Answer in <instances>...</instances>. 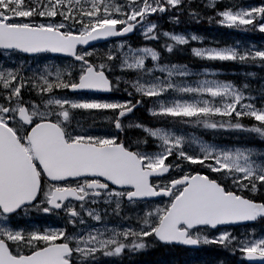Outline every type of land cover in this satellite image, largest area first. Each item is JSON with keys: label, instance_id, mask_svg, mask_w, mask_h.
<instances>
[{"label": "rangeland", "instance_id": "374dc122", "mask_svg": "<svg viewBox=\"0 0 264 264\" xmlns=\"http://www.w3.org/2000/svg\"><path fill=\"white\" fill-rule=\"evenodd\" d=\"M84 1L86 0H73V3H76L74 5L70 3V0H62L64 5L66 7L70 5L71 9H79L78 5ZM99 1L101 2L99 3L98 0H92L93 5L90 6L91 13L83 16L85 21L89 24L88 32L106 23H117L123 26L135 22L145 13L160 10L164 7L166 8L164 16H157H161L163 18L162 22L166 21L168 25L159 32V36L177 46L188 47L187 45H191L188 47L189 50L186 55L204 61V64H200L202 67H197L198 69H196L188 65L186 66L185 64L166 62L168 60L164 57L163 51L156 49L153 46L151 47V45L145 46L149 44L135 43L138 39L146 41V39L150 40L155 36L154 33L160 23L158 20L159 17L156 18L157 16H155L150 19L147 18L145 24L138 30L137 36L134 40L130 39L127 41L111 42L94 48V62L96 56L103 59L106 50L109 48H111L112 52L116 51L119 53L117 45L121 42H124L126 47L130 45L134 49H139L143 46L151 48L152 51L158 53V59L156 60L149 58L148 53H137V55L144 56L147 62L145 65H140L134 70H121L120 59L118 65H116L115 62L111 63L110 75H112L119 84L124 85L122 86L124 89L118 88L117 90L122 93L121 96H112V98L120 101H130L131 103L127 105L113 103H82L84 101L94 102L102 97L71 95L63 90L58 93L52 91L50 96H41L25 89L23 93L25 99L36 102L35 105L28 108L30 114L33 110L37 111V115L33 117V119L38 121L51 117L50 120L58 123L65 130L67 135H70L74 140H78L75 139V137L117 135L113 127V123L116 119V110L120 111L121 109L133 106L137 103V99L144 100V103L142 104L143 110L141 111L148 113L151 116H165L172 120L178 119V117L186 119L188 109L185 108V103L189 105L198 104L200 106L199 110L193 111L195 115L200 116V119H190L192 120L190 121L192 124L186 128L183 126L177 128L176 125L153 128V126L142 123L141 116H132L122 123L124 139L128 141L130 147L134 146L138 149L140 157L144 160L146 167L156 168L169 162L174 169L172 175L174 177L201 173L213 180L222 182L223 186L228 191L237 192L239 195L243 194L244 191H241L242 188L247 187L250 183H255L254 178L248 177L242 171L247 165V161H225L223 154L225 152H231L234 155L237 149H251L252 151L249 153V156L253 166L259 165L256 169L257 173L264 172V139L256 134L249 135L248 132L214 131L207 127L206 124H216L217 127H219L220 117L215 116L213 109L208 107L205 102L211 97H218L219 99L215 101V104L219 107L233 101L235 96L221 93L213 88H207L206 94H200L201 82L204 80L231 82L235 92L240 94L241 99L245 96L252 95L256 97V100L253 101V103L264 104V92H262V89H264V76L261 74L258 78L256 69L251 66L252 63L260 65V61L253 59H245L241 61L239 58L233 59L232 57H229L226 60H221L218 57H212L211 59L201 57L204 49L231 48L238 49L242 53L245 50L252 52L254 46L255 49L264 50V40L257 41L251 38H241L236 40L233 38H227L224 35H221V37L218 29L210 32V30L218 24L217 21L221 19V17L217 15L218 11H214L218 4H220L219 11L225 12V24H227L228 21H231L232 24L237 26L248 25L251 23L252 17L259 14V10L256 6L261 4L256 2V0H222V2H219V0H207L203 3L207 16L201 15V19L195 18L196 24H194L192 19L189 18V15L191 13L192 3L195 0H161L162 3H160L159 0H127V14H125V9L110 5L111 3L109 0ZM31 2L33 4H38L39 0H31ZM53 2L55 3V0H53ZM262 2V4H264V0H262ZM214 3L215 7H213ZM100 5H104V7L102 8ZM26 7L27 5L24 0H0V8L8 12L9 18L13 16L26 17L28 15L25 12ZM249 8L253 9V11H239ZM9 9L11 10L9 11ZM233 13L238 14L234 15ZM105 16H108L109 18L103 19ZM112 16H117V19H112ZM98 17L101 19H99L97 23L91 22L93 18ZM210 17L212 18L211 20L209 19ZM35 18L36 17H33V19ZM68 23L70 26L77 28L80 27L78 23L73 24L71 20H69ZM173 24H175L176 27H174ZM180 24H183L184 27H179ZM149 26H154V31H147ZM177 37L179 39H176ZM204 41L206 42L204 43ZM194 49L199 51L194 52ZM86 52L87 51H85V53ZM47 56L48 57L46 58L26 57L19 54L17 51L8 52L7 55H5L3 51H0V64L22 68V73L25 76H32L34 73H44L45 68L48 69V73L53 75L59 72L63 79L54 81L51 85L52 89L57 88L63 83H71V78L75 77L79 72V65H76L67 59H58L49 54H47ZM213 62H243L244 64L240 65L242 68L238 71L231 70L227 72L225 70L223 72L222 70L217 69L215 65L212 64ZM125 67L127 66L125 65ZM153 69L165 70L159 71ZM121 71H129L134 75L133 77H128L126 80L125 77L120 74ZM149 72H151V75L148 74ZM229 75L234 76V79L231 80ZM157 79H159L160 83L171 86L172 90L168 91L166 95L162 97L153 95L152 99H148L143 95L140 97L137 96L135 89L132 87L134 82L139 81L147 83L150 81H156ZM36 86L37 88L43 86L46 93L50 91V89L42 83ZM57 97L61 100L75 101V110H73L71 104H68L67 107L64 105L56 106ZM13 100L15 101V105L13 107V116L11 118L14 120V123L11 128L17 135H25L27 127H25L16 117L21 108L19 99L17 96H13ZM161 101H163L168 108V114H150L151 112L159 111V104ZM178 102L180 106L175 107ZM108 109L113 110L110 111ZM245 110L247 111V109ZM41 112L45 114L44 118L39 115ZM57 114L60 115V120L56 119ZM0 116H2V113H0ZM223 119L224 123L228 125L227 118L225 117ZM0 122L5 123V120L0 119ZM235 123L236 120L233 119L231 124L234 125ZM245 124L249 125V121L246 120ZM156 128L165 129L172 134L171 138L165 142L159 138L152 137L147 129ZM226 136L230 139H225ZM177 137H182V139L178 140ZM79 141L104 144L99 141ZM204 146H208L209 149H215L216 151H205L203 150ZM234 181L237 182L234 183ZM164 182L168 183V179ZM78 190L82 192L85 189L81 186ZM247 191L253 194L258 193L253 189ZM179 192L180 190H177V194ZM127 193H129L127 190L115 189V191L110 190L104 193L101 197H91L88 202L83 204L69 203L62 211H54L53 216L49 218L40 215V213L38 215L33 208H27L26 210H21L19 216H14L13 218H10L9 221L0 220V225H3L4 227L11 226L13 228H28L32 226L40 228L49 226L67 227L73 238L85 237V241H87L85 234L88 233L90 229H101L108 233L110 240H116L118 238V246L128 248L129 252L133 251V253H135L134 250H136L137 247L132 250L130 242L135 241L137 243L136 245L144 243L142 233L147 231L153 233L155 231L161 218L165 216L169 204L164 200L156 203L126 201L125 196ZM260 195H262V193H260ZM94 199H99L100 201L107 200L109 202L92 204L91 201ZM81 205H83V207H81ZM70 208H75L76 211L81 214L80 218L77 219L75 228L69 223V218L64 215V211ZM92 209L99 210L100 215L103 217V223L97 224L92 218L83 214L84 211ZM36 216L37 218L34 219ZM81 219L83 220V223L80 222ZM110 229L114 231H108ZM213 234L214 233H210L206 230H196L194 232V237L203 241L205 238H211ZM242 234L245 235L246 232H243ZM262 234H264L263 231ZM150 236L152 235H149L148 237ZM129 238L130 242L126 243V240ZM106 246L111 247V245ZM155 247L156 245H153L150 240H147V245L139 250H146L148 255L152 257L166 256V252H170L180 257L188 256L182 249L175 252L171 249H164L156 252ZM214 254H212L210 248H206L203 254V263L225 264L226 258L220 256V258L217 259V254L215 252ZM178 256L172 258H179ZM210 257H213V259L211 260ZM116 258L118 257L113 255L109 257L102 256L103 261L100 263L114 264L112 263L113 261L110 262L109 260ZM121 259L122 258L119 256L116 264H119V260ZM85 264L94 263H86L85 261ZM190 264L196 263L191 262Z\"/></svg>", "mask_w": 264, "mask_h": 264}, {"label": "snow or ice", "instance_id": "6c2138e0", "mask_svg": "<svg viewBox=\"0 0 264 264\" xmlns=\"http://www.w3.org/2000/svg\"><path fill=\"white\" fill-rule=\"evenodd\" d=\"M27 7L25 12L28 14L26 17H8V12L0 8V24L10 26L14 29H29L30 31H9L6 33L8 40L0 43V51H3L7 55L9 50H16L25 56H34L37 58H46L47 55L42 54H56L55 58H71L79 64V72L75 77L71 78V83L60 84L57 88L52 89L51 85L54 81L62 80L63 77L59 72L56 74L48 73V69L45 68V72L41 74H33L32 76H25L22 73V68L5 66L0 64V119L7 121V126L12 127L14 120L13 107L15 101L13 96H17L21 107L29 108L36 104L33 100H26L24 96L25 89L31 92H35L41 96H50L51 92H59L61 90L65 92H71L77 96H98L102 97L97 101H84L82 103H113L127 105L130 101H120L111 97L113 81L108 73L111 71V63L118 58L121 61V70H134L140 65L146 64V59L142 55L137 53H148L149 58L158 59V53L152 51L151 48L141 47L134 49L130 45L125 46L124 42L117 45L119 51V57L117 53L112 52L111 48L106 50L103 59L99 56L93 60V54L95 49L90 45L99 40H109L117 36H128L136 31V28L118 26L115 29L105 30L93 35H85L89 31V24L83 16L77 19L75 10L71 9V6H65L62 0H39L38 4H33L31 0H24ZM222 2V0H219ZM86 6V5H85ZM102 8L104 5L101 6ZM125 14H127V5L123 6ZM215 7V3L213 4ZM259 10V14L252 17V27L255 31L264 34V4L256 6ZM39 9V10H37ZM11 9H9L10 11ZM239 11L252 12L253 9H242ZM237 15L238 13H233ZM154 15V13H153ZM217 15L221 17L217 21L220 26L228 27H242L247 28L246 25H234L231 21L225 24L224 11H218ZM33 17H36L33 19ZM109 18L108 16L103 19ZM112 19H117V16H112ZM101 18H93L92 23H97ZM212 19L211 17L209 18ZM71 20L73 24H79L80 27L70 26L68 21ZM147 31H154V26H149ZM73 36H80L81 39L75 42V51H71L73 42L68 38ZM158 39V37H155ZM176 39H179L178 37ZM202 43V41H201ZM85 48L87 52H81L80 49ZM64 49H69L65 51ZM92 49V50H90ZM170 50V49H169ZM194 52L199 51L194 49ZM85 56L88 58L85 59ZM212 57H218L221 60H226L229 57L233 59L239 58L241 61L245 59L259 60L260 65L264 66V50L255 49L253 51L240 52L238 49L223 48V49H204L202 57L205 59H211ZM125 65L127 67H125ZM167 67V66H166ZM164 71L165 69H153ZM103 73V82L100 83V78L97 77V73ZM47 74V75H46ZM151 75V72L148 73ZM254 75V74H253ZM89 81H95L90 83ZM83 82V83H82ZM43 84L47 86L50 91L45 92L43 86L37 88L36 85ZM132 87L135 89L138 97L146 96L148 99H152L153 95L164 96L172 88L169 85H164L156 81L134 82ZM207 88H213L221 93L228 95H234L235 99L230 103L217 107L215 101L218 97H211L206 101V105L213 109L215 116L220 117L219 127L216 124H206L207 127L214 131H239L254 133L260 138L264 139V104H255V96L248 95L243 99L240 98V94L235 92L231 82L226 81H210L204 80L201 82L200 94H206ZM264 92V89H262ZM144 103L143 99H139L138 103L134 107L129 109V113H133L139 110L140 105ZM68 104L73 106V110L76 108V102L70 100H61L56 98V106ZM179 102L175 107H179ZM185 108L188 109V115L186 119L199 120L200 116L195 115L193 110H199V105H189L185 103ZM247 109V111L245 110ZM95 110V109H93ZM113 110V109H108ZM152 115H166L168 114V108L163 101L159 104L158 112H151ZM37 111L33 110L29 116V119L35 117ZM44 118V113H39ZM117 117L123 116L119 110H116ZM227 118L228 125L224 123L223 118ZM50 120L51 117H48ZM57 120H60V115L57 114ZM235 119L237 123L231 124V121ZM243 120H248L249 125L242 123ZM38 121L33 120L31 127H35ZM117 135H105V136H77L78 140H90L99 141L102 143H118L119 142V120L114 122ZM152 137L159 138L167 142L171 135L165 129H147ZM255 138V137H254ZM178 140L182 137H177ZM205 151H216L215 149H209L208 146H204ZM251 149H237L233 155L231 152H225L224 159L228 160H244L247 161V165L242 171L248 176L255 179V183H250L247 187L242 188L241 191H247L253 189L257 192L264 191V172L257 173L256 169L259 165L253 166L249 153ZM36 171L39 173V187L34 193L25 191L20 194H15L8 198L3 204H0V220L9 221L14 216H19L21 210H26L28 207L33 208L45 217H52L53 212H59L66 208L65 203L60 201L65 200V196L60 193L57 188V181L51 179L43 169V166L39 161H34ZM238 166V165H237ZM71 179V178H70ZM102 184L103 178H101ZM237 181H234L236 183ZM111 185V182H108ZM111 190L115 191V185H111ZM107 192L108 189L105 188ZM226 195L237 197L245 202L246 207H240L237 204L227 202L226 207L235 210L236 214L228 216L218 221L206 225L214 230V234L211 238H205L201 241L199 238L189 239H176L167 238L160 235H156V239L159 243L164 245H177V246H194V247H208L210 244L219 245L221 251L216 252L218 256L226 258L225 264H264V234L257 235L255 227L251 228V231H246L243 236H236L231 231L220 230L221 225L224 224H240L248 229V226L259 224L264 229V198L260 200L248 201L245 197L239 196L237 192H226ZM104 195V193H100ZM108 203L109 201H100L94 199L92 204ZM83 207V205H81ZM94 220L95 223H103V217L100 215L99 210H86L83 213ZM64 215L69 218V223L75 228L77 219L81 214L76 211L75 208H70L64 211ZM83 223V220H80ZM199 227V226H198ZM114 231V230H108ZM153 235L152 232L147 231L142 233V236L147 243V237ZM85 237L73 238L67 227H28V228H13L11 226L4 227L0 225V264H50V258H55V264H85V261L97 258V255H103L109 257L112 255H123L124 252L129 251L128 248L117 246L118 238L116 240H110L108 233L101 229H90ZM98 241V243H97ZM130 242V238L126 240V243ZM145 243L136 245L138 249L144 248ZM106 245H111L107 247ZM255 250V251H253ZM238 257V258H237Z\"/></svg>", "mask_w": 264, "mask_h": 264}, {"label": "water", "instance_id": "95a60500", "mask_svg": "<svg viewBox=\"0 0 264 264\" xmlns=\"http://www.w3.org/2000/svg\"><path fill=\"white\" fill-rule=\"evenodd\" d=\"M144 17L128 27L137 28L142 24ZM117 28L114 24H107L92 30L86 35H93ZM9 31H30L29 29H14L0 24V43L8 40ZM134 33L128 36H133ZM128 36H117L113 39ZM73 42L71 51H75V42L80 36L68 38ZM109 40H99L90 47ZM68 51L69 49H64ZM11 51V50H9ZM55 56L56 54H51ZM100 83L103 82V73L98 72ZM94 83L95 81H89ZM83 83V82H82ZM112 93V91H111ZM123 117L128 116L129 109L121 111ZM27 108H21L17 118L26 126L31 125ZM118 120L122 119L117 117ZM120 132V130H119ZM28 142L31 143L36 161L43 166L44 172L53 180L63 182L81 178H103L105 182H111L118 189H133L127 196V200H156L161 197H169L172 188L185 186L182 194L175 199L166 215L161 220L154 235L167 238L193 239L187 236V229L204 228L219 219L235 215L233 209L227 208V202L246 207L243 200L226 195L225 190L218 183L206 176L196 174L182 178L172 184L167 190H156L151 186L152 178H161L170 172L169 166H161L156 169L143 168V163L138 155L125 149L123 144L98 146L82 142H68L63 129L50 121H42L32 127L28 134ZM71 178V179H70ZM39 187V175L36 168L24 149L20 147L15 134L8 126L0 123V204L15 194L25 191L34 193ZM88 188H108L91 184ZM68 199H76V191L59 190ZM251 201L249 199H246ZM184 225L187 229L179 230ZM240 224H224V226H238ZM199 226V227H198ZM210 228V227H209ZM212 229V228H211ZM197 249L194 246H188ZM50 264H55V258H50Z\"/></svg>", "mask_w": 264, "mask_h": 264}, {"label": "trees", "instance_id": "16d2710c", "mask_svg": "<svg viewBox=\"0 0 264 264\" xmlns=\"http://www.w3.org/2000/svg\"><path fill=\"white\" fill-rule=\"evenodd\" d=\"M110 1V5H113V7H120L122 9H124V5H126L125 0H109ZM207 0H195L192 3V8H191V13H190V19H192L193 23L196 24L195 22V18L197 19H201L200 16L201 15H206V9L203 7V3L206 2ZM98 2L100 3L101 1L98 0ZM256 2H258L259 4H262V0H256ZM70 3L72 4H76L73 3V0H70ZM86 5V6H85ZM93 5L92 0H86L82 3H80L78 5L79 9L76 8L75 13H76V17L77 19H79L82 16L86 15V14H90L91 10H90V6ZM101 6V5H100ZM220 8V6L218 7ZM89 16V15H87ZM162 17H159V25L157 28L156 33L158 32V30H162L164 29L168 23L166 21L162 22ZM165 19V18H164ZM166 20V19H165ZM214 30L218 29L220 31L219 35L221 36H226L228 38H237L239 37L241 34H250L253 38H255V40H258L260 37H264V34L259 33L258 31H255V29L252 27V22L247 25V28H242V27H228L227 29L219 26L218 24L213 27ZM221 36V37H222ZM155 37H158V39H156ZM150 42L153 44V46L161 51H163L164 53V57L168 60L166 62H175V63H182V64H188L192 67H202L200 64H204V61H200L197 59H194L193 57H190L189 55H186L187 51L189 50L188 47H190V45H187L188 47H183V46H177L175 44H172L164 39H162V37L157 36L155 34V36L150 39ZM170 49V50H169ZM212 64L215 65V67L219 70H226V71H238L240 70V65H243L244 63H239V62H213ZM234 65V66H232ZM231 66V67H230ZM252 68L256 69L257 72V76L258 78L261 76H264V66H259L256 65L255 63L251 64ZM231 79H234V77H230ZM264 80V78H263ZM139 116H141V120L144 122H147L150 125L153 126H158V125H178V126H183L184 128L190 126V121L192 120H187L185 118H179L177 120H172L170 118H164V117H149L147 116V114L143 113V112H139L138 113ZM246 120H243L242 123L244 122L245 124ZM237 123V121H236ZM250 123V122H249ZM246 125V124H245ZM194 127V126H193ZM254 133H249V135H253ZM252 137V136H251ZM253 138V137H252ZM125 143L127 144L128 141L126 140ZM251 190V189H249ZM260 193H262V195H260ZM245 194L244 196L252 198L253 200H260L262 198H264V193L263 191L258 192V193H249V191H244ZM264 230V229H262ZM145 243V240H144ZM136 242H130V245L132 246V250L136 248ZM145 245H147V243H145ZM154 245L159 246L157 243H154ZM135 253H133V251H126L123 253V255H113L119 258V256L122 258L121 260H119V264H176L181 262V258H172V257H168V256H149L148 252L146 250H139L138 248H136V250H134ZM140 252V253H139ZM132 253V254H131ZM131 254V255H130ZM130 255V257H129ZM118 258L113 259V260H109L110 262L116 264ZM218 258H220V256H218ZM225 258V257H222ZM210 259L212 260L213 257H210ZM123 262V263H122ZM168 262V263H167ZM190 263V262H189ZM101 264V263H100Z\"/></svg>", "mask_w": 264, "mask_h": 264}, {"label": "flooded vegetation", "instance_id": "af4514ba", "mask_svg": "<svg viewBox=\"0 0 264 264\" xmlns=\"http://www.w3.org/2000/svg\"><path fill=\"white\" fill-rule=\"evenodd\" d=\"M66 136H67L69 142L79 141V140H74L73 138L70 137V135H66ZM18 138H19V141H20L22 147L25 148L26 152H28V154L30 155V157H32V159H33L32 153H31V151H30V145H29V143H28V135H18ZM119 142H121V141H119ZM104 144H105V143H104ZM109 144H115V143H109ZM137 151H138V150H137ZM141 151H142V150H141ZM138 153H139V152H138ZM33 161H34V159H33ZM166 178H167V177H166ZM166 178H164V179H160V180H156V182H155L156 186H157V187H166V186H169L173 180L177 179V176H176V177H172V178H175V179L170 180L168 183H165V182H164ZM89 182H90V181H88V180H86V179L71 180V181H67V182L58 183V184H57V188H58V189L74 188V189L78 190L81 186H83L85 190L82 191V192H83V194L86 195L88 198H90V197H94V196H99V197L102 196V195H100V193H102V191H101L100 189H98V190H96V191H93V192H88V191L86 190V187H87V185H88ZM96 182H99V183H100V181H96ZM78 191H79V190H78ZM175 192H177V190H174V191H173V195H174ZM171 198H172V196L170 197V199H171ZM170 199H169V200H170ZM241 229L243 230V229H245V227H244V228H239V229H236V228H235V229H231V230H229V231H231V232H232L234 235H236V236H242V235H243V234H242L243 232L250 231L249 228H248L247 230H243L242 233H241ZM241 234H242V235H241ZM237 258H238V257H237Z\"/></svg>", "mask_w": 264, "mask_h": 264}, {"label": "bare ground", "instance_id": "6f19581e", "mask_svg": "<svg viewBox=\"0 0 264 264\" xmlns=\"http://www.w3.org/2000/svg\"><path fill=\"white\" fill-rule=\"evenodd\" d=\"M173 26L176 27L175 24H173ZM177 26H179V25H177ZM179 27H182V28H183L184 25H183V24H180ZM185 27H187V26H185ZM205 42H206V41H204V43H205ZM180 64H182V63H180ZM183 65H184V64H183ZM185 65L187 66L188 64L185 63ZM188 66H190V65H188ZM191 67H192V66H191ZM193 68L198 69L197 67H193ZM229 76L232 77V75H229ZM128 109H130V108H128ZM128 109H127V110H128ZM171 126H174V125H171ZM176 127L179 128L178 125H176ZM219 183L223 186L222 182L219 181ZM224 185H225V184H224ZM225 186H226V185H225ZM164 249H165V247H164V246H160V245L155 247V251H156V252H157V251L164 250ZM211 252H212V254H214L213 251H211ZM214 255H215V254H214Z\"/></svg>", "mask_w": 264, "mask_h": 264}]
</instances>
